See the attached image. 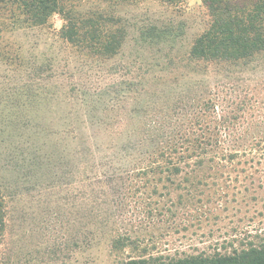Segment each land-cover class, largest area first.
<instances>
[{"label": "rangeland", "instance_id": "rangeland-1", "mask_svg": "<svg viewBox=\"0 0 264 264\" xmlns=\"http://www.w3.org/2000/svg\"><path fill=\"white\" fill-rule=\"evenodd\" d=\"M74 7L116 8L129 18L121 44L106 55L72 45L66 34L73 25L63 13L0 33V264H109L108 227L163 253L183 248L185 238L163 221L154 224L148 199L133 184L119 186L122 172L152 146L142 131L150 117H190L173 107L198 96L209 100L208 115L264 117V53L229 67L187 59L210 19L204 0H89ZM142 24L175 28L173 48L136 37ZM34 144L40 157L23 160ZM254 175L264 181V167ZM113 188L117 207L107 205ZM216 216V234L263 232L264 190ZM192 238L202 245V237Z\"/></svg>", "mask_w": 264, "mask_h": 264}, {"label": "trees", "instance_id": "trees-1", "mask_svg": "<svg viewBox=\"0 0 264 264\" xmlns=\"http://www.w3.org/2000/svg\"><path fill=\"white\" fill-rule=\"evenodd\" d=\"M75 1L89 0H0V33L18 23L29 27L63 13L73 25L66 34L72 45L100 55L113 52L130 19L117 14L116 8L77 12ZM204 3L210 19L187 51L189 61L229 67L264 53V0ZM134 32L157 49L173 48L178 36L175 28L158 24L137 25ZM200 98H187L173 107L188 111L190 117H150L142 131L153 138L152 146L141 153L136 167L122 172L119 184H133L148 199L145 207L154 224L163 221L171 234L185 238L183 248L172 246L163 253L149 247L143 237L108 227L109 264H264V231L245 235L247 230L228 229L216 234L220 230L214 227L216 213L264 190V181L254 175L264 167V117H218L215 110L208 115L209 100L205 103ZM250 126L258 129L249 135L238 133ZM39 149L36 144L30 146L22 159L40 157ZM115 189L106 193L112 195L107 204L112 207L118 205ZM3 206L0 198V234L5 226ZM193 235L202 237V245H193Z\"/></svg>", "mask_w": 264, "mask_h": 264}]
</instances>
